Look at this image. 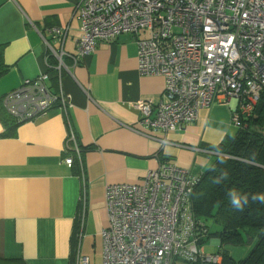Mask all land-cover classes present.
Wrapping results in <instances>:
<instances>
[{"label":"crops","instance_id":"1","mask_svg":"<svg viewBox=\"0 0 264 264\" xmlns=\"http://www.w3.org/2000/svg\"><path fill=\"white\" fill-rule=\"evenodd\" d=\"M81 1L0 0V67L5 68L0 75V262L5 264H102L106 186L142 184L161 161L200 176L218 156L212 149L236 133L231 107L223 100L200 108L195 122L181 130L144 129L136 105L156 106L164 90L162 77L137 70L136 38L147 34L123 33L80 53L75 8ZM53 28L64 29L63 37ZM43 71L49 91L68 97L65 110L56 104L33 121L5 125L3 95ZM70 130L74 142H67ZM208 243L219 245L214 237ZM241 253L240 248L229 252L234 259L243 258H237Z\"/></svg>","mask_w":264,"mask_h":264},{"label":"built area","instance_id":"2","mask_svg":"<svg viewBox=\"0 0 264 264\" xmlns=\"http://www.w3.org/2000/svg\"><path fill=\"white\" fill-rule=\"evenodd\" d=\"M75 9L81 20L80 53L123 33L147 34L136 38L137 70L162 77L164 90L156 106L149 101L136 105L144 129L181 130L195 122L200 108L218 100L230 105L236 127L252 114L264 89V0H82ZM52 31L63 37L64 29ZM48 78L43 71L6 92V112L24 123L56 104L64 111L68 97L50 92ZM74 140L70 130L67 142ZM65 163L71 166L72 157ZM197 181L187 169L161 161L142 184L106 186L102 264H173L179 259L218 264L221 257L200 246L203 224L191 218L189 199Z\"/></svg>","mask_w":264,"mask_h":264},{"label":"trees","instance_id":"3","mask_svg":"<svg viewBox=\"0 0 264 264\" xmlns=\"http://www.w3.org/2000/svg\"><path fill=\"white\" fill-rule=\"evenodd\" d=\"M4 71L5 68L0 67V75ZM6 114L5 125L15 128L21 124ZM234 127L235 135L226 136L212 149L218 156L198 176L189 199L191 218L203 224L200 246L205 253L221 254L220 264H264V204L259 199L252 200L253 196L264 195V89L252 114L242 120L241 127ZM224 172L227 173L225 180L222 179ZM233 196L239 197L245 206L242 212L235 211L229 204L228 198ZM209 220L212 223H208ZM211 224L214 230H210ZM211 237L218 239L219 245L207 251ZM244 244L251 245L246 256L241 259L230 256L226 246Z\"/></svg>","mask_w":264,"mask_h":264},{"label":"rangeland","instance_id":"4","mask_svg":"<svg viewBox=\"0 0 264 264\" xmlns=\"http://www.w3.org/2000/svg\"><path fill=\"white\" fill-rule=\"evenodd\" d=\"M208 223H212V221L211 220H209L208 221ZM210 226V230H214V228H212L213 227V225L211 224V225H209ZM216 246H212V245H210L209 243H207V245H206V250L208 251V250H213L214 248H215ZM226 248H227V250L230 252V254L231 255H233L232 254V249L233 248H240L241 250H242V253H241V255L240 256H237V258H240V257H242V256H245L249 251H250V249H251V245L250 244H244V245H241V246H230V245H228V246H226ZM220 257H221V261H222V256H221V254H218ZM212 258H213V256H211ZM194 261V260H193ZM205 263V264H217V262H211V261H204V262H200V261H195V262H186V261H182L181 259H179V260H176L175 261V264H186V263H188V264H191V263ZM0 264H5V263H2V262H0Z\"/></svg>","mask_w":264,"mask_h":264},{"label":"clouds","instance_id":"5","mask_svg":"<svg viewBox=\"0 0 264 264\" xmlns=\"http://www.w3.org/2000/svg\"><path fill=\"white\" fill-rule=\"evenodd\" d=\"M221 163H223V161H221ZM222 179L223 180L227 179V173L226 172L222 173ZM214 182H218V181H214ZM232 191H236V190H232ZM257 199H259V201L262 204H264V195H261L259 197H257V196L252 197L253 202H255ZM228 202L235 211L242 212L245 209V206L243 204H241L239 197H235V196L230 197V198H228Z\"/></svg>","mask_w":264,"mask_h":264}]
</instances>
